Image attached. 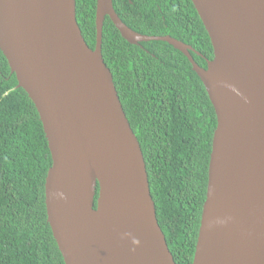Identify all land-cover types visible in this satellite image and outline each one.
I'll return each mask as SVG.
<instances>
[{
  "label": "water",
  "instance_id": "1",
  "mask_svg": "<svg viewBox=\"0 0 264 264\" xmlns=\"http://www.w3.org/2000/svg\"><path fill=\"white\" fill-rule=\"evenodd\" d=\"M192 2L213 47L206 68L191 45L129 27L113 0L96 2L94 48L76 0H0V50L38 111L51 154L47 222L65 264H177L103 58L106 16L131 44L161 40L180 50L214 107L193 264H264V0Z\"/></svg>",
  "mask_w": 264,
  "mask_h": 264
},
{
  "label": "trees",
  "instance_id": "2",
  "mask_svg": "<svg viewBox=\"0 0 264 264\" xmlns=\"http://www.w3.org/2000/svg\"><path fill=\"white\" fill-rule=\"evenodd\" d=\"M96 2L76 0L87 44L96 45ZM132 29L191 45L207 67L213 47L192 0H113ZM102 52L144 153L159 224L177 264H193L217 117L189 59L171 44H131L109 16ZM51 154L38 111L0 50V264H65L47 222Z\"/></svg>",
  "mask_w": 264,
  "mask_h": 264
},
{
  "label": "clouds",
  "instance_id": "3",
  "mask_svg": "<svg viewBox=\"0 0 264 264\" xmlns=\"http://www.w3.org/2000/svg\"><path fill=\"white\" fill-rule=\"evenodd\" d=\"M102 54H103V52H102ZM104 58V57H103ZM105 61V60H104Z\"/></svg>",
  "mask_w": 264,
  "mask_h": 264
}]
</instances>
